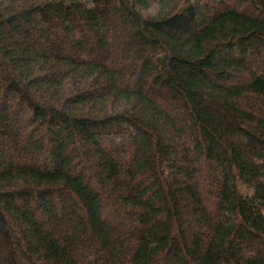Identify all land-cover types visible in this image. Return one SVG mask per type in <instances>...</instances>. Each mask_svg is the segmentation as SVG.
I'll list each match as a JSON object with an SVG mask.
<instances>
[{
  "label": "trees",
  "instance_id": "16d2710c",
  "mask_svg": "<svg viewBox=\"0 0 264 264\" xmlns=\"http://www.w3.org/2000/svg\"><path fill=\"white\" fill-rule=\"evenodd\" d=\"M0 264H264V0H0Z\"/></svg>",
  "mask_w": 264,
  "mask_h": 264
},
{
  "label": "rangeland",
  "instance_id": "374dc122",
  "mask_svg": "<svg viewBox=\"0 0 264 264\" xmlns=\"http://www.w3.org/2000/svg\"><path fill=\"white\" fill-rule=\"evenodd\" d=\"M12 156H13V157H15V158H17L18 154H17V153H14V152H12ZM15 158H14V159H15ZM205 204L207 205V204H208V202L206 201V202H205Z\"/></svg>",
  "mask_w": 264,
  "mask_h": 264
}]
</instances>
